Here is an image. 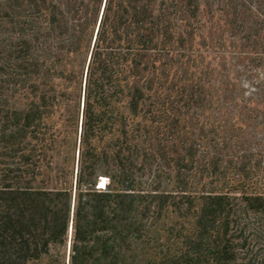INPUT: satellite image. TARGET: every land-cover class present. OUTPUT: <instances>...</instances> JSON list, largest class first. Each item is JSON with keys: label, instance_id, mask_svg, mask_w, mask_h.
<instances>
[{"label": "trees", "instance_id": "16d2710c", "mask_svg": "<svg viewBox=\"0 0 264 264\" xmlns=\"http://www.w3.org/2000/svg\"><path fill=\"white\" fill-rule=\"evenodd\" d=\"M264 264V0H0V264Z\"/></svg>", "mask_w": 264, "mask_h": 264}, {"label": "rangeland", "instance_id": "374dc122", "mask_svg": "<svg viewBox=\"0 0 264 264\" xmlns=\"http://www.w3.org/2000/svg\"><path fill=\"white\" fill-rule=\"evenodd\" d=\"M71 241H72V229H70L68 244L64 248L63 255H65V258L62 260V264H69L70 252H71ZM261 251L264 252V247L261 248Z\"/></svg>", "mask_w": 264, "mask_h": 264}, {"label": "water", "instance_id": "95a60500", "mask_svg": "<svg viewBox=\"0 0 264 264\" xmlns=\"http://www.w3.org/2000/svg\"><path fill=\"white\" fill-rule=\"evenodd\" d=\"M70 229H72V228H70Z\"/></svg>", "mask_w": 264, "mask_h": 264}]
</instances>
